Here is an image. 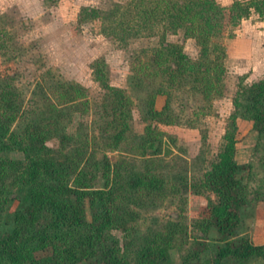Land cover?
Returning a JSON list of instances; mask_svg holds the SVG:
<instances>
[{
    "label": "rangeland",
    "instance_id": "1",
    "mask_svg": "<svg viewBox=\"0 0 264 264\" xmlns=\"http://www.w3.org/2000/svg\"><path fill=\"white\" fill-rule=\"evenodd\" d=\"M171 1L176 9L186 8L187 0ZM235 1L252 0H215L217 7L211 9L220 34L210 38L209 59L216 58V45L224 48L220 58L223 74L212 76V90L205 92L194 91L187 84L173 87L171 106L180 115L177 122L156 124L162 150L153 152L140 144L147 121L134 94L133 76L142 74L159 85L160 76L153 77L150 72L154 71V50L164 42L180 43L198 60L201 46L195 37H186L183 27L176 32L165 30L163 22L155 23L152 29L136 30L135 21L129 18L125 26L133 30L127 40H121L101 19H80L84 7L123 10L132 0H0V77L8 76L22 101L9 134L26 137L28 121L42 113L40 123L50 129L46 133L50 147H61L63 132L89 135L100 162L93 186L105 190L116 186L110 201L116 220L111 234L118 239L123 254L150 236L168 247L166 264H184L188 251L204 235L196 221L206 217L210 204L217 201L205 187L204 175L219 161L228 143L224 137L227 131L236 136L237 161L252 165L244 178L248 194L241 209L239 233L264 243V137L252 120L232 118L240 80L250 84L264 77V0H254L250 14L237 18L231 10ZM164 2H159L161 8ZM100 69L106 72L110 85L125 89L133 98L129 129L118 147H111L107 137L112 132L107 127L112 116L104 109H111L114 102L98 79ZM49 106L54 109L51 113L46 112ZM23 141L26 145L27 139ZM24 147L13 144L0 151V160H26ZM105 159L111 164L110 174L104 173ZM137 175L149 180L157 177L159 184L129 188L127 181ZM19 205L20 200L13 196L0 212V237L13 228ZM129 240L134 245L128 248ZM213 254L211 249L202 257L208 260ZM88 263L83 260L78 264ZM221 264L241 263L229 257ZM243 264H264V258L253 257Z\"/></svg>",
    "mask_w": 264,
    "mask_h": 264
},
{
    "label": "trees",
    "instance_id": "2",
    "mask_svg": "<svg viewBox=\"0 0 264 264\" xmlns=\"http://www.w3.org/2000/svg\"><path fill=\"white\" fill-rule=\"evenodd\" d=\"M160 1L132 0L123 5V10L84 7L80 14L82 20L101 19L102 24L110 25L112 34L119 33L121 40H127L133 30L125 26L131 18L136 30L152 29L158 22H163L165 30L172 32L183 27L186 37H195L201 46L198 60L192 59L180 43L164 42L155 49L151 56L154 71L150 72L153 77L160 76L159 85L142 74L133 76L134 94L140 100L142 118L147 121L144 141L140 144L144 150L151 148L153 152L162 150L156 124L177 122L180 115L171 106L173 87L187 84L198 92L212 90L210 78L223 74L220 58L225 54L224 48L216 45L214 50L218 54L209 59L210 38L220 34L211 11L217 7L215 0H187L184 9H176L171 0H164L161 8ZM254 5V0L235 1L232 15L246 17ZM100 72L98 79L107 89L108 99L111 97L114 102L111 109H104L107 116H112L107 122L112 132L107 137L111 147H118L129 129L133 98L125 89L110 85L106 72L101 69ZM18 93L8 76L0 77V151L22 144L27 152L24 161L0 160V212L13 196L20 200L13 228L8 235L0 237V264H78L83 260H88V264H166L168 247L150 236L138 242L132 253L121 252L118 239L111 234L116 220L110 201L116 186L107 190L93 186L100 162L88 134L60 133L61 147H50L46 134L50 129H44L40 123L42 113L25 126L26 145L24 138L9 134L22 105ZM233 103V120L239 117L252 120L254 128L264 137V77L250 84L240 80ZM48 108L46 112L54 111L51 106ZM224 137L228 143L219 161L204 175V185L217 201L210 204L206 217L196 221L204 235L188 251L184 264H221L229 257L243 264L253 257L264 258V243H255L249 235L239 233L241 209L248 194L244 178L252 165L237 161L235 134L227 131ZM110 167L107 159L104 173L110 174ZM127 183L129 188L144 184L156 186L158 179L137 175ZM132 245L129 240L127 247ZM211 249L213 257L204 260L203 254ZM44 251L46 255H36Z\"/></svg>",
    "mask_w": 264,
    "mask_h": 264
}]
</instances>
